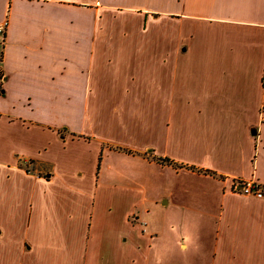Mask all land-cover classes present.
Masks as SVG:
<instances>
[{"label":"crops","instance_id":"1","mask_svg":"<svg viewBox=\"0 0 264 264\" xmlns=\"http://www.w3.org/2000/svg\"><path fill=\"white\" fill-rule=\"evenodd\" d=\"M5 18L0 264H264V0Z\"/></svg>","mask_w":264,"mask_h":264},{"label":"built area","instance_id":"2","mask_svg":"<svg viewBox=\"0 0 264 264\" xmlns=\"http://www.w3.org/2000/svg\"><path fill=\"white\" fill-rule=\"evenodd\" d=\"M8 19L5 18L0 22V39H4ZM233 191L246 195H253L264 198V184L259 182H238L233 186Z\"/></svg>","mask_w":264,"mask_h":264},{"label":"trees","instance_id":"3","mask_svg":"<svg viewBox=\"0 0 264 264\" xmlns=\"http://www.w3.org/2000/svg\"><path fill=\"white\" fill-rule=\"evenodd\" d=\"M157 160L161 161V162H164V163H172V164H175V165H178L176 164L175 162H172L171 160L167 159V158H157ZM206 171V170H204Z\"/></svg>","mask_w":264,"mask_h":264}]
</instances>
